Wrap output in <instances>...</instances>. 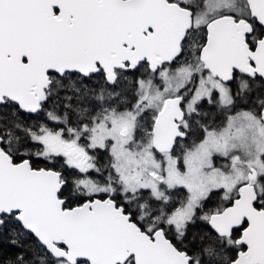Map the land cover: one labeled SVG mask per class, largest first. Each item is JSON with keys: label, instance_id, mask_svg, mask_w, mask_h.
Listing matches in <instances>:
<instances>
[{"label": "snow or ice", "instance_id": "1", "mask_svg": "<svg viewBox=\"0 0 264 264\" xmlns=\"http://www.w3.org/2000/svg\"><path fill=\"white\" fill-rule=\"evenodd\" d=\"M0 264H264V0H0Z\"/></svg>", "mask_w": 264, "mask_h": 264}]
</instances>
